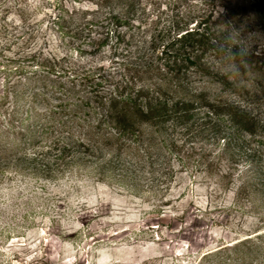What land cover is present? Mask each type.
<instances>
[{
  "label": "trees",
  "instance_id": "trees-1",
  "mask_svg": "<svg viewBox=\"0 0 264 264\" xmlns=\"http://www.w3.org/2000/svg\"><path fill=\"white\" fill-rule=\"evenodd\" d=\"M44 1L46 7L18 0L4 9L23 25L37 18L39 10L49 9L43 15L54 33L52 43L59 45L58 52L35 50L24 61L26 66L7 68L20 76L29 73L21 83L24 88L14 91L6 84L0 94V174L17 162L19 172L35 165L33 175L47 181L59 172L89 168L86 174L99 182L118 176L125 183L130 161H140L144 168H161L144 175L146 188L143 183L131 185L144 194L173 182L185 168L179 154L183 144L175 136L179 129L189 130L197 106L217 116L230 110V121L251 137L264 132V121L252 112L209 97L219 86L259 104L264 100V91L257 87L243 89L247 86L237 74L242 66L238 50L224 41V33L212 32V25L236 16L240 0H189L196 9L214 2L203 16L190 10L178 13L177 0H171L173 13L165 20L158 14L156 20L139 14L140 0ZM107 6L109 12L99 17ZM141 31L148 33L146 43L135 38ZM34 34L28 28L21 40L27 43ZM107 50V65L93 63ZM194 76L206 79L202 89L191 87ZM261 80L264 89V75ZM218 146L223 153L230 149L226 138ZM176 165L182 168L176 170ZM230 174L221 173V179ZM246 176L240 193L253 179L248 172ZM174 215L172 223L179 220ZM168 227L176 230L172 224ZM247 236L203 253L197 264H264V232Z\"/></svg>",
  "mask_w": 264,
  "mask_h": 264
},
{
  "label": "rangeland",
  "instance_id": "rangeland-1",
  "mask_svg": "<svg viewBox=\"0 0 264 264\" xmlns=\"http://www.w3.org/2000/svg\"><path fill=\"white\" fill-rule=\"evenodd\" d=\"M29 1L46 7L44 0H22V4ZM140 1L137 12L152 20L157 14L165 20L173 13L171 0ZM240 2L236 16L223 25H212V32L224 33V41L238 50L244 68L237 74L247 86L243 89L264 91L260 85L264 0ZM8 3L13 7L18 0H0V94L6 84L14 91L24 88L21 83L29 73L20 76L7 68L26 66L24 61L35 50L58 52L59 45L52 43L54 33L43 15L49 9L39 10L37 18L23 25L4 13ZM208 3L196 9L189 0H177L175 8L178 13L190 10L203 16L214 8V2ZM108 7H103L99 17L109 12ZM28 28L35 32L34 38L24 43L21 39ZM135 38L146 43L148 33L141 31ZM110 60L107 50L92 61L107 65ZM205 83L206 79L194 76L191 87L199 90ZM9 97L12 102L13 94ZM209 97L234 102L264 121V100L259 104L255 98L247 100L219 86L213 87ZM197 107L189 130L179 129L175 136L183 144L179 154L185 168L158 190L146 189L144 194L131 190L136 183L146 188L144 175L161 169L144 168L140 161H130L126 184L118 176L99 182L86 174L89 168L59 172L47 181L33 175L35 165L19 172L13 162L0 174V264H197L199 256L209 250L264 232V132L251 137L230 121V110L217 116L203 105ZM223 138L230 143L224 153L218 146ZM207 169H213V175ZM223 172L231 173L228 179H221ZM247 172L253 179L240 193L239 187L248 181ZM173 214L179 217L176 223L170 220ZM171 224L176 230H170Z\"/></svg>",
  "mask_w": 264,
  "mask_h": 264
}]
</instances>
